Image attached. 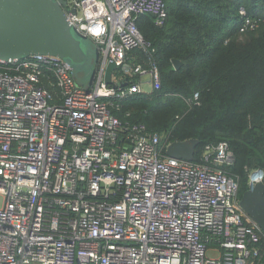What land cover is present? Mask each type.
<instances>
[{
  "label": "built area",
  "instance_id": "1",
  "mask_svg": "<svg viewBox=\"0 0 264 264\" xmlns=\"http://www.w3.org/2000/svg\"><path fill=\"white\" fill-rule=\"evenodd\" d=\"M63 9L99 50L89 89L58 56L0 61V264H264V231L226 170L228 141L206 145L199 161L173 158L162 134L111 110L114 98L162 89L158 63L133 66L128 54L154 51L138 20L163 25L166 0ZM240 13L243 31L253 23ZM252 182L264 183V170H250Z\"/></svg>",
  "mask_w": 264,
  "mask_h": 264
},
{
  "label": "trees",
  "instance_id": "2",
  "mask_svg": "<svg viewBox=\"0 0 264 264\" xmlns=\"http://www.w3.org/2000/svg\"><path fill=\"white\" fill-rule=\"evenodd\" d=\"M166 3L163 25L151 15L138 20L154 51L136 48L128 54L133 66L158 63L162 89L114 98L111 110L125 123L162 134L164 141L198 139L196 161L206 145L228 141L235 162L226 170L239 179L242 196L249 189L248 171L264 170V0ZM241 8L253 23L243 31ZM173 59L181 61L179 68Z\"/></svg>",
  "mask_w": 264,
  "mask_h": 264
},
{
  "label": "water",
  "instance_id": "3",
  "mask_svg": "<svg viewBox=\"0 0 264 264\" xmlns=\"http://www.w3.org/2000/svg\"><path fill=\"white\" fill-rule=\"evenodd\" d=\"M65 0H0V61H11L35 54L58 56L72 66L75 77L76 66L88 64L92 56L88 46L90 38L81 34L72 25L63 9ZM94 63L88 85H92L99 50L94 48ZM175 68L181 61L173 59ZM116 64L107 68L106 81L112 83V72ZM82 85V84H81ZM84 86V85H83ZM199 140L173 141L167 147V155L191 161ZM242 210L264 231V183H250L240 200Z\"/></svg>",
  "mask_w": 264,
  "mask_h": 264
},
{
  "label": "rangeland",
  "instance_id": "4",
  "mask_svg": "<svg viewBox=\"0 0 264 264\" xmlns=\"http://www.w3.org/2000/svg\"><path fill=\"white\" fill-rule=\"evenodd\" d=\"M88 46H89V48H90V51H91V54H92V56H91V58H90V61H89V63L88 64H85V65H83V66H76V68H75V77H76V79L78 80V82L79 83H81V84H79L80 86H83V87H89V86H87L88 85V80H89V75H90V72H91V69L96 65L95 63H94V59H93V57H94V55H93V52H94V48L96 47L97 48V45L95 44V42L93 41V40H89L88 39ZM98 65V64H97ZM75 79V78H74ZM144 79L146 80V81H148V78L145 76L144 77ZM76 81V80H75ZM77 82V81H76ZM78 84V83H77ZM144 87L146 88V89H150V86H149V84H145L144 85ZM251 170H255V169H251ZM250 171V170H249ZM248 171V172H249ZM248 181H249V175H248ZM240 183V182H239ZM0 204H1V200H0ZM209 254L210 255H214L215 254V252L214 251H212V250H210V252H209Z\"/></svg>",
  "mask_w": 264,
  "mask_h": 264
}]
</instances>
